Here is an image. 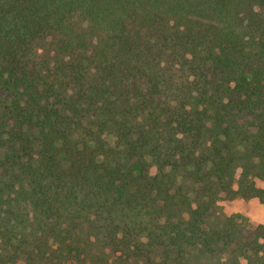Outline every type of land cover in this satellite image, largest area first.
I'll list each match as a JSON object with an SVG mask.
<instances>
[{
  "label": "trees",
  "instance_id": "1",
  "mask_svg": "<svg viewBox=\"0 0 264 264\" xmlns=\"http://www.w3.org/2000/svg\"><path fill=\"white\" fill-rule=\"evenodd\" d=\"M264 0H0V264H264Z\"/></svg>",
  "mask_w": 264,
  "mask_h": 264
},
{
  "label": "rangeland",
  "instance_id": "2",
  "mask_svg": "<svg viewBox=\"0 0 264 264\" xmlns=\"http://www.w3.org/2000/svg\"><path fill=\"white\" fill-rule=\"evenodd\" d=\"M223 211L226 214L242 213L252 223L264 224V204L258 201L243 202L239 200L225 201L223 203Z\"/></svg>",
  "mask_w": 264,
  "mask_h": 264
}]
</instances>
